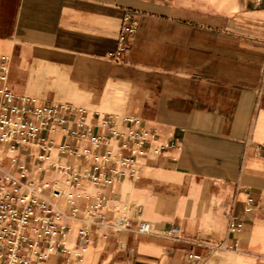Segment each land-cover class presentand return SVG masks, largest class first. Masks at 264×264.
I'll use <instances>...</instances> for the list:
<instances>
[{
  "label": "crops",
  "instance_id": "obj_1",
  "mask_svg": "<svg viewBox=\"0 0 264 264\" xmlns=\"http://www.w3.org/2000/svg\"><path fill=\"white\" fill-rule=\"evenodd\" d=\"M126 15L136 33L112 61ZM3 58L14 95L82 110L109 139L101 153L132 158L137 149H123L112 128L148 136L138 179H83L74 192L81 214L104 197L107 220L126 212L132 229L90 226L85 245L83 221L70 220L71 256L47 264H193L190 255L264 264V0H0ZM78 118L42 134L46 159L39 147L5 149L0 164L18 175L17 156L29 178L67 191L63 168H91L74 154L90 144L66 134ZM232 222L243 226L231 231ZM216 245L229 249L213 253Z\"/></svg>",
  "mask_w": 264,
  "mask_h": 264
},
{
  "label": "built area",
  "instance_id": "obj_2",
  "mask_svg": "<svg viewBox=\"0 0 264 264\" xmlns=\"http://www.w3.org/2000/svg\"><path fill=\"white\" fill-rule=\"evenodd\" d=\"M129 20L128 15L123 19L116 50L110 55L112 61L121 60L136 33L135 24H130ZM8 75V59L3 58L0 61V153L5 149L8 152L39 147L43 151L39 159L44 160L51 146L42 134L53 125L68 124L70 118L78 116L77 129L70 132L66 129V134L90 144L85 149L75 148L74 154L90 162L91 168L84 173L63 168L65 173L69 172L71 179L68 190L64 191L55 183L36 182L29 178L26 166L19 162L17 156L10 158V168L16 169L18 175L0 164V264H47L48 257L55 253L71 256L72 251L68 247L70 220L83 221L85 228L81 237L85 245L91 242L90 226L103 225L114 233L131 230L132 221L126 212H117L110 221L107 220L103 213L107 208L104 197L87 206L81 214L74 192L83 179L96 187L112 185L125 178L138 179L140 166L137 153L143 154L139 150L148 141L146 131L130 130L123 134L111 129L113 138L124 140L123 149H128L132 142L135 144L137 149L132 151V158H114L111 150L101 153L102 147L109 145V139L92 133L82 110L69 104L39 106L34 98L17 97L8 86ZM110 164L113 167L108 169ZM60 201H64L69 209L60 207ZM242 226L232 222L230 230H240ZM228 249L225 245L212 246L213 253ZM189 259L193 264L204 261L196 255H190Z\"/></svg>",
  "mask_w": 264,
  "mask_h": 264
}]
</instances>
